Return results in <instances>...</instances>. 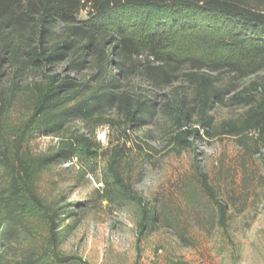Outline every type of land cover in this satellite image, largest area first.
I'll return each mask as SVG.
<instances>
[{
    "label": "trees",
    "instance_id": "trees-1",
    "mask_svg": "<svg viewBox=\"0 0 264 264\" xmlns=\"http://www.w3.org/2000/svg\"><path fill=\"white\" fill-rule=\"evenodd\" d=\"M82 12L88 15L84 21L78 20ZM131 13L140 17L139 25L132 24ZM114 50L119 60H112ZM62 65L71 77L55 73ZM258 74L264 76V0H0V121L22 92L31 98L14 146L2 148L0 142V170L8 182L0 193V238L40 232V248L19 264H91L59 251L57 222L64 217L43 202L37 181L55 164L94 158L96 143L70 132L55 152L32 157L25 140L58 136L72 120L90 124L114 111L138 130L165 118L167 144L177 156L203 135L211 140L254 134L264 147V83L255 85V96L240 90ZM134 81L146 90L136 89ZM226 102L246 107L244 117L214 128L210 113ZM5 131L0 128V135ZM133 146L148 160L155 152L146 144ZM124 151L108 154L121 193L107 189L102 197L111 199L112 193L135 202L149 219L146 202L120 171L129 158ZM194 175L195 181H180L181 198L195 207L205 197L214 211L210 224L225 228L226 204L200 164ZM161 214L155 209L153 222L174 228L182 245H196L185 227L176 229Z\"/></svg>",
    "mask_w": 264,
    "mask_h": 264
},
{
    "label": "rangeland",
    "instance_id": "rangeland-1",
    "mask_svg": "<svg viewBox=\"0 0 264 264\" xmlns=\"http://www.w3.org/2000/svg\"><path fill=\"white\" fill-rule=\"evenodd\" d=\"M129 16L132 24L139 25L140 17L133 13ZM87 18L85 12L78 16L82 21ZM119 59V51L114 50L112 60ZM55 73L72 76L65 65ZM36 82L40 80H29L27 84ZM262 83L263 74L245 79L240 84L241 94L255 96V85ZM133 84L136 89L146 90L136 81ZM141 90L137 92L140 94ZM30 102L29 93L22 92L18 102L0 121L3 122L0 128L7 131L0 135L2 148L14 146L17 129ZM246 110L229 102L216 106L210 113L214 128L223 122L241 120ZM196 123L195 118L193 124L198 129ZM168 124L165 118L158 117L152 126L138 130L112 111L90 124L72 120L66 125L68 131L58 136L35 135L25 140L22 146L32 157L55 152L70 132L85 135L98 147L94 158L55 164L38 177L39 196L64 217L57 222L59 251L79 256L91 264H264V147L257 144V135L210 140L200 132L202 139H192L189 148L177 156L167 144ZM136 142L155 150L150 160L134 149ZM119 149L129 155L121 163L120 171L125 182L146 202L149 219L143 217L135 202L121 196L112 197V193L111 199L102 197L107 189L121 193L113 183L108 157L110 152ZM197 164L227 206L225 228L210 224L209 217L214 211L205 197L194 207L186 205L180 196V181L184 177L195 181ZM7 186V174L1 169L0 193ZM155 209L162 212L161 217L171 220L176 229L185 227L196 238V245H182L174 228L153 222ZM40 238V232L34 237L25 232L10 240L1 237L0 264L26 263L33 255L31 251L40 248Z\"/></svg>",
    "mask_w": 264,
    "mask_h": 264
}]
</instances>
